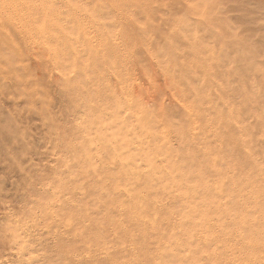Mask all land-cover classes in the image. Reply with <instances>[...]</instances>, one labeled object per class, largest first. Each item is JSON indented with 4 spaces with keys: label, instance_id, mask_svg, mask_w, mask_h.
Masks as SVG:
<instances>
[{
    "label": "rangeland",
    "instance_id": "374dc122",
    "mask_svg": "<svg viewBox=\"0 0 264 264\" xmlns=\"http://www.w3.org/2000/svg\"><path fill=\"white\" fill-rule=\"evenodd\" d=\"M262 37L264 0H0V264H264Z\"/></svg>",
    "mask_w": 264,
    "mask_h": 264
},
{
    "label": "bare ground",
    "instance_id": "6f19581e",
    "mask_svg": "<svg viewBox=\"0 0 264 264\" xmlns=\"http://www.w3.org/2000/svg\"><path fill=\"white\" fill-rule=\"evenodd\" d=\"M240 34H241V33H240ZM240 34H239V35H240ZM257 34H258V32H257ZM247 35H249V34H247ZM254 35H255V34H254ZM243 36H244V35H243ZM248 37H249V36H248ZM243 38H244V37H242V38H240V39H243ZM250 38H251V37H250ZM262 38H263L262 40H264V37H262ZM246 39H247V38H246ZM256 39H257V36H256ZM259 39H261V38H259ZM243 40H244V41H243ZM243 40H242L243 42H241L242 44H243L245 41H247V40H245V39H243ZM250 40H251V39H250ZM252 40H254V38H253ZM257 41H258V40H257ZM248 42H250L249 39H248ZM251 42H252V41H251ZM261 42H262V41H261ZM246 43H247V42H246ZM244 44H245V43H244ZM248 44H249V46H250V43H248ZM248 44H247V45L245 44V47H246V46L249 47ZM252 44H253V43H252ZM253 45H254V44H253ZM251 47H252V45H251ZM251 47H250V49H251ZM254 48H255V47L253 46V49H254ZM258 50H259V49H258ZM261 50H262V49H261ZM255 51L257 52L256 49H255ZM256 52H255V53H256ZM263 52H264V48H263ZM251 53H252V52H251ZM258 53H259V52H258ZM258 53H256V55H257ZM251 55H254V54H251ZM251 55H250V56H251ZM258 56H259V55H258ZM258 56H257V57H258ZM260 56H261V55H260ZM260 58L262 59V57H260ZM252 59H253V58H252Z\"/></svg>",
    "mask_w": 264,
    "mask_h": 264
}]
</instances>
